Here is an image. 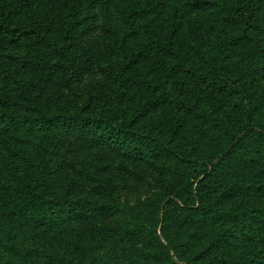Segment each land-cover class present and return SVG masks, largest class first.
Listing matches in <instances>:
<instances>
[{
  "label": "trees",
  "instance_id": "trees-1",
  "mask_svg": "<svg viewBox=\"0 0 264 264\" xmlns=\"http://www.w3.org/2000/svg\"><path fill=\"white\" fill-rule=\"evenodd\" d=\"M97 255L264 264V0H0V264Z\"/></svg>",
  "mask_w": 264,
  "mask_h": 264
},
{
  "label": "rangeland",
  "instance_id": "rangeland-1",
  "mask_svg": "<svg viewBox=\"0 0 264 264\" xmlns=\"http://www.w3.org/2000/svg\"><path fill=\"white\" fill-rule=\"evenodd\" d=\"M153 179L154 177L150 175L144 179V183L140 186L119 190V199L123 202L138 205H145L149 201L155 200L157 189L154 187L155 185ZM96 258L97 261H95L93 264H107L106 259L101 258L99 255H97ZM82 261L92 264L88 258H85Z\"/></svg>",
  "mask_w": 264,
  "mask_h": 264
}]
</instances>
